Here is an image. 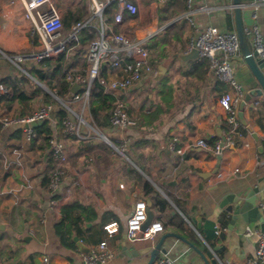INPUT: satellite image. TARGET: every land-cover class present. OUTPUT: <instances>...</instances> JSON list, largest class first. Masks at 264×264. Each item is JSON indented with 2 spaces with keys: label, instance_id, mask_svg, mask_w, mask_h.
I'll return each mask as SVG.
<instances>
[{
  "label": "crops",
  "instance_id": "crops-1",
  "mask_svg": "<svg viewBox=\"0 0 264 264\" xmlns=\"http://www.w3.org/2000/svg\"><path fill=\"white\" fill-rule=\"evenodd\" d=\"M129 1L138 7L136 15L121 11L118 6L109 19L104 17V22L108 33H122L141 41L150 51L153 76L121 91L128 114L138 122L131 130L122 132L113 126L96 128L89 114L88 100H73L69 107L74 113L70 119L74 132L67 136V132L55 129L54 92L32 75V71L40 68L39 63L28 59L17 66L9 58L0 59L1 80L26 79L20 91L32 99L24 104L15 100L11 107L2 103L0 119L17 118L22 113L27 118L52 105L48 119L55 129L54 136L65 145L67 153L63 180L54 199L50 189L42 187L44 176L51 174L55 167L54 158L53 167L49 162L51 149L28 140L25 128L20 125L3 127L0 121V264H84V253L78 247L62 244L56 234L55 225L62 218V209L69 204L77 208L73 218L80 219L77 226H72L71 238L75 243L78 238L88 243L90 249L97 247L89 239L102 230V221H107L103 228L118 224V232L108 239V249L115 258L107 264H147L149 255L135 258L137 250L156 244L169 233L180 235L193 245L177 241L173 247L174 239H170L173 250L167 257L176 264H206L203 260L208 264L214 260L216 264H241L255 254L258 239L256 235L248 236L247 229L261 230L260 223L251 227L240 219L229 228L231 218L221 203L228 194L258 189L256 203L264 218V97L247 102L242 119L239 118L240 105L247 93L259 88L243 58L233 60V77L238 89L213 77L209 59L199 54L193 56L191 48L192 39L208 26L229 31L228 17L232 18L235 30L234 14L227 12L224 4H207L204 0H192L190 7L188 0ZM63 2L62 18L69 8L75 9L84 3L83 0ZM85 4L89 12V0ZM204 6L214 9L200 11ZM190 11H194L192 18L196 26L186 19ZM260 11L255 21L251 18L252 12L246 11L244 20L248 25L256 24L264 39V8ZM119 12L122 21L116 24L114 19ZM23 13L20 0H0L2 53L11 56L40 52L39 38ZM74 23L67 29L64 27L65 33ZM100 27V21L93 20L92 27L83 32L86 31V36L98 37ZM89 44L90 41L86 43L81 38L66 53L64 73L71 71L82 79L78 82L81 87L78 92L95 84L105 88L114 80L122 79L126 75L124 65L136 59L122 52L123 67L113 69L104 64L92 83L87 58ZM203 59L208 60L209 67L200 78L201 73L192 74V68ZM57 63L58 57L50 60L46 68L49 74L52 75ZM67 63L71 66L69 70ZM35 85L41 90L36 91ZM225 93L233 95L237 112L239 124L233 134L220 105ZM228 137L233 139L230 144ZM200 139L207 141L208 149L198 145ZM123 141L127 143L125 156L114 150ZM220 142L224 146L217 154L215 145ZM146 184L154 191L147 192ZM157 194L168 203L164 209L156 204ZM141 200L152 202L153 222H161L165 230L153 241L124 240L127 221ZM176 215L184 224L183 230L173 225ZM199 217L203 221H215L219 231L225 233V239L209 240L203 230L198 233L188 220ZM222 247L224 250L219 253Z\"/></svg>",
  "mask_w": 264,
  "mask_h": 264
},
{
  "label": "built area",
  "instance_id": "built-area-1",
  "mask_svg": "<svg viewBox=\"0 0 264 264\" xmlns=\"http://www.w3.org/2000/svg\"><path fill=\"white\" fill-rule=\"evenodd\" d=\"M24 8L23 17L30 21L33 25V32L37 34L39 42L41 44V50L37 53H16L14 55H7L0 51V59L6 57L11 59L12 62L18 66L25 60L33 59L40 63L46 59H54L65 53L68 47L73 43H78L82 38V33L85 29L92 27L93 20H99L101 27L98 37L89 45L87 58L90 63L89 80L94 82L100 75L101 67L104 64H109L113 69L123 67V59L121 57L122 52H126L130 56L136 57L132 62L124 65L125 77L117 79L105 86V93L116 97V105L113 111L111 125L119 131L125 132L137 127L138 122L132 119L126 109L125 102L121 97V91H125L131 88L133 85L140 83L146 78H151L154 73V68L151 63V55L148 48L145 47L141 41L133 40L122 33H110L107 32V27L104 22V12L106 9L117 3L121 11H126L130 15H136L138 13V7L129 0H89V13L90 16L84 21H78L73 24L70 30L65 33L64 23L62 18V12L57 6L58 0H20ZM209 4H224L223 8L234 14L233 0H204ZM189 7L192 0H188ZM243 11H251V18L256 20L258 12L264 8V0H251L248 3H244ZM214 8L204 6L200 8L202 12H210ZM194 11H190L186 15L187 21L196 26L193 20ZM122 21L121 12L115 15L114 22L116 24ZM248 33H254L253 44L258 54L264 58V39L261 37L256 24H250L246 29ZM191 48L196 49L199 55L204 58H208L210 61V72L213 77L217 79L231 83L236 88L240 89L239 85L235 82L233 73L235 65L233 60L237 57H242L240 52V44L236 31L223 32L215 26H208L207 28L199 31L191 41ZM66 81L70 86V93L68 94L69 101H87L90 96V88L85 90L83 94H73L71 89L74 85H79L82 79L76 76L73 72L68 71L66 73ZM0 74V81H1ZM0 93H6L4 84L0 83ZM56 101H59L69 113L74 114L71 108L68 106V102L60 100L55 93L52 94ZM220 105L227 114V122L231 127V134L235 133L238 127L237 112L233 104V95L231 93H225L220 99ZM53 106L49 105L27 118H14L3 117L0 119L3 127H9L11 125L25 124L30 125L26 128L28 140H32L36 137V133L33 129L34 124L45 121L48 119L50 113H52ZM65 132H74V124L71 120L65 122ZM232 137L227 138V142L232 143ZM121 146H114V150L125 156V150L127 143L121 142ZM198 145L204 149H208L209 145L205 139H200ZM223 144L220 142L217 144L216 153L220 154L223 149ZM50 149L55 160V167L52 171L50 192L56 193L61 181L63 180V166L67 161V153L65 145L53 138L50 140ZM181 153V151H180ZM20 157L21 155L18 154ZM264 210V207H263ZM148 205L145 201L141 200L135 204V209L131 217L127 221L126 233L131 241L139 240H154L155 237L164 232V225L161 222H152L146 228L144 225L148 221ZM107 236L104 241L97 247L90 249L89 253H84V264H107L115 258V255L108 249V239L116 234L119 230L117 223L107 225L105 228ZM247 235H256L258 242L253 257L248 258L241 264H264V232L260 229H247ZM48 262V259H44ZM155 264H176L174 259L167 256L157 260ZM224 264V263H221Z\"/></svg>",
  "mask_w": 264,
  "mask_h": 264
},
{
  "label": "trees",
  "instance_id": "trees-1",
  "mask_svg": "<svg viewBox=\"0 0 264 264\" xmlns=\"http://www.w3.org/2000/svg\"><path fill=\"white\" fill-rule=\"evenodd\" d=\"M251 0H242L243 3H248ZM83 4L80 7H76L75 9L69 8L68 14H66L63 18V23L64 27L67 29L69 25L73 22H78V21H84L89 18L90 13L86 9V0H83ZM59 7V6H58ZM118 9V4L114 3L110 5L106 11L104 12V17L109 19L111 15H113ZM228 26H229V31H234V25L232 22V18L228 17ZM86 31L83 32L82 39L87 43L88 41L93 42L97 37L92 34L90 36H86ZM89 44V45H90ZM70 47V46H69ZM68 47V48H69ZM66 53H63L58 57V63L54 66L52 70V75L48 73L46 68L50 64V60L46 59L43 60L42 62L39 63L40 65V70L36 69L32 71V75L36 77L43 85H45L51 92H54L58 98L64 102H68L69 106V100L68 99V94L70 93V86L68 82L66 81V76L64 73V63L67 59ZM67 69H71L70 64H66ZM209 67V62L207 59L201 60L199 64L194 65L192 68V74H199V77H203L208 70ZM26 79H11V78H5L0 81V83L4 84L6 88V93L2 96H0V105L2 103L6 104V106L11 107L12 103L15 100H18L21 104L28 103L30 100H32L30 97L25 95L22 91H20L26 84ZM222 86L225 87V85L222 84ZM35 90L40 91L41 89L39 86L35 85ZM84 91L79 92V94H83ZM47 96V94H45ZM116 97L109 95L105 93V90L102 86L95 84L92 86L90 89V96L88 98V105H89V114L92 117V120L94 122V125L98 129H102L105 127H111V119L113 115V111L115 109L116 105ZM55 122L56 126L55 129H60L61 131L65 132V122L71 119V114L69 111L62 106L60 103H56V110H55ZM25 113L20 114V118H25L24 117ZM130 116V114H129ZM131 117V116H130ZM132 118V117H131ZM33 129L36 133V137L32 139V142L34 144L44 146V147H49L50 148V140L53 138H56L54 136L55 134V129H53L52 124L50 123L49 119H46L45 121L39 122L34 124ZM68 136V133H65ZM70 136V134H69ZM59 140L58 138H56ZM60 141V140H59ZM40 142L43 143L40 144ZM122 143H117L116 146H121ZM217 148V146L215 145ZM51 158L49 159L50 164L53 167V155L51 153ZM51 178H52V172L48 176H44L42 180V187L47 188L48 190L50 189L51 185ZM145 188L147 192H153L154 190L151 188L149 184L145 185ZM158 195V194H157ZM54 199L57 198V192L53 193ZM156 204L160 209H164L165 207L168 206V203L166 202L165 199L160 197L159 195L156 196ZM75 204H69L66 205L62 209V218L57 224L55 225L56 229V234L59 237L60 241L62 244H66L68 246H76V243L74 240H72L71 236L73 233V227L72 226H77L80 223V219H74L73 218V212L76 210ZM108 220V219H107ZM173 225L179 227V229H184V224L182 221L180 222L179 220L180 217L176 215L173 219ZM106 220L102 221V230L95 232L92 236L91 239H89V243H92L94 245H100L106 237V231L104 230V225L106 224ZM83 242V241H82ZM86 246L88 243L85 241L83 242Z\"/></svg>",
  "mask_w": 264,
  "mask_h": 264
},
{
  "label": "water",
  "instance_id": "water-1",
  "mask_svg": "<svg viewBox=\"0 0 264 264\" xmlns=\"http://www.w3.org/2000/svg\"><path fill=\"white\" fill-rule=\"evenodd\" d=\"M234 4V18H235V31L237 33L239 44H240V52L242 55V58L244 62L246 63L247 67L255 77L259 88L251 89L244 101L241 103L240 108L241 111L239 113V118L242 119V110L244 109V106L247 102H251L256 98L264 97V58L261 57L256 48L253 44V37L254 33H248L247 28L248 24L244 20V11H243V5L244 3L242 0H233ZM259 13V12H258ZM199 54L198 50L193 49V56ZM81 87L79 85H74L71 89V92L73 94H77L79 89ZM53 94V93H52ZM254 105L252 104V107ZM19 118V116H17ZM244 125H246L245 121H242ZM23 128H29L30 125L25 124L22 126ZM224 146V144L222 145ZM137 165V163H136ZM258 194V189H253L251 191H239L237 193H231L225 196L221 203V207L226 210L228 213L227 216L231 218L229 228H232V226L240 219L246 224H249L251 227H253L257 222L261 225V230L264 232V218L260 212V208L258 207L256 201ZM148 205V221L144 225V228H146L148 225H150L153 222L154 213L151 211L150 207L152 205L151 201L147 202ZM188 223L195 228V230L199 233V231L203 230L204 235L209 240H214L216 238H220L222 240L225 239V233L219 231L218 225L215 221L206 219L203 221L202 217H199L198 219L188 220ZM124 240H128L129 237L127 233L125 232L122 237ZM168 239H174L172 242L175 246V243L177 241H182L188 246L193 245L182 238L180 235L169 233L164 235L162 238L159 239V241L156 244H150L142 249L137 250V255L135 258H138L141 255H149V261L147 264H155V262L158 260V258L161 255L167 256L171 253V250H173L170 244L165 245L166 241ZM77 243V247L81 253H89L90 248L86 246L84 243H82L78 238L75 239ZM175 250V249H174ZM222 250H224V247L218 250L220 253ZM201 254V252L199 251ZM204 263L208 264L206 260H203ZM213 264H216L217 261L214 260L212 262ZM12 264V263H9Z\"/></svg>",
  "mask_w": 264,
  "mask_h": 264
},
{
  "label": "rangeland",
  "instance_id": "rangeland-1",
  "mask_svg": "<svg viewBox=\"0 0 264 264\" xmlns=\"http://www.w3.org/2000/svg\"><path fill=\"white\" fill-rule=\"evenodd\" d=\"M65 2H63V0H58L57 1V6H59L60 10L63 9L65 7ZM261 13V11H259L258 15ZM18 66H21L20 64H18ZM19 68V67H18ZM19 71V70H18ZM20 72V71H19ZM52 99V98H51ZM55 101V100H54ZM56 103H58L57 101H55ZM120 155V154H119ZM122 156V155H121ZM171 243L170 239H168L165 243V245H169ZM177 248H179V246H177ZM185 249V248H183ZM178 251V250H177Z\"/></svg>",
  "mask_w": 264,
  "mask_h": 264
}]
</instances>
